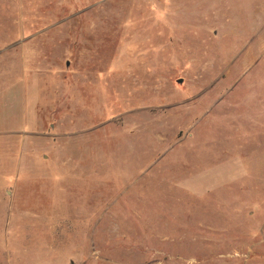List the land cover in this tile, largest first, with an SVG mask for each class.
I'll return each mask as SVG.
<instances>
[{
  "label": "rangeland",
  "instance_id": "374dc122",
  "mask_svg": "<svg viewBox=\"0 0 264 264\" xmlns=\"http://www.w3.org/2000/svg\"><path fill=\"white\" fill-rule=\"evenodd\" d=\"M0 264H264V0H0Z\"/></svg>",
  "mask_w": 264,
  "mask_h": 264
},
{
  "label": "water",
  "instance_id": "95a60500",
  "mask_svg": "<svg viewBox=\"0 0 264 264\" xmlns=\"http://www.w3.org/2000/svg\"><path fill=\"white\" fill-rule=\"evenodd\" d=\"M180 83H183V81L181 80Z\"/></svg>",
  "mask_w": 264,
  "mask_h": 264
}]
</instances>
